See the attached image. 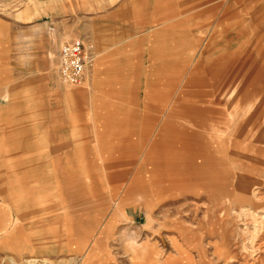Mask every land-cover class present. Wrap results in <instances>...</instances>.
Returning a JSON list of instances; mask_svg holds the SVG:
<instances>
[{"label":"rangeland","instance_id":"rangeland-1","mask_svg":"<svg viewBox=\"0 0 264 264\" xmlns=\"http://www.w3.org/2000/svg\"><path fill=\"white\" fill-rule=\"evenodd\" d=\"M112 1L99 2L98 11L111 8ZM156 1L135 5L134 11V37H150L149 50L162 53L151 62L149 84L166 88L163 94L167 99L159 108L151 103L156 115L151 135L159 130L162 117L157 114L168 110L174 97L183 95L181 101L191 106L194 129L202 125L200 109L204 108L207 126L230 143L228 150L215 147L212 154L218 164L227 163L229 169L205 180L215 198L212 192L191 183L179 188L182 160L177 156L170 165L174 170L170 168L165 178L160 176L167 169L166 159L150 158L149 179L135 181L136 211L116 228L100 227L98 221V243L90 246V253L74 258L63 245L54 251L26 253L25 259H19L14 250L0 249V264H264V0ZM77 11L78 5L63 0H0L3 113L9 101H14L7 99L14 89V65L27 77L43 66L59 78L58 49L78 37L67 36L77 28L72 17ZM177 68L178 75L168 77ZM63 84L71 90L88 87L87 81L80 86ZM149 84L128 85L127 90L135 96L137 130L133 125V140L140 135ZM100 90L114 93L121 86L112 84ZM116 102L104 101L110 111ZM26 103L29 107L31 100ZM102 103L99 100V113L104 109ZM0 130H5L4 122ZM154 144L136 143L140 155L147 156L154 151ZM158 146L164 147L163 143ZM183 155L198 162L203 151L191 145L184 148ZM38 230L52 234L48 226Z\"/></svg>","mask_w":264,"mask_h":264},{"label":"crops","instance_id":"crops-1","mask_svg":"<svg viewBox=\"0 0 264 264\" xmlns=\"http://www.w3.org/2000/svg\"><path fill=\"white\" fill-rule=\"evenodd\" d=\"M101 1L63 0L78 5L76 16H72L77 28L67 36L82 37L94 46L88 87L68 89L57 74L48 73L43 66L27 77L14 65V89L7 98L14 101H9L4 113L0 108V123H5V130H0V249L14 250L19 259L63 245L74 258L90 253V246L98 243V221L100 227L116 228L136 211L135 181L149 179L150 158L166 159L168 170L160 174L165 178L170 168L174 170L170 165L177 156L182 160L179 188L191 183L212 192L213 197L205 180L215 172L229 170L227 163L218 164L212 155L215 147L228 150L229 140L207 126L204 108L200 109L202 125L194 129L190 122L194 111L181 101L183 95L174 97L168 110L157 114L161 123L158 133L151 135L156 118L151 103L159 108L166 105L167 98L163 94L166 88L149 84L151 62L162 53L149 50L150 37H134L135 5L149 0H113L111 8L98 11ZM161 1L165 0L156 2ZM187 55L191 57L190 52ZM167 75L177 76L178 68ZM141 83L150 86L140 135L133 140L135 96L127 89ZM112 84H119L121 90L101 92ZM30 87L32 90H26ZM28 99L31 104L26 107ZM111 99L117 100L114 113L104 103ZM99 100L104 105L101 113ZM136 143H155V149L148 156L140 155ZM159 143H163L162 149ZM191 145L202 149V161L184 157V148ZM44 226L52 229L50 236L38 230Z\"/></svg>","mask_w":264,"mask_h":264},{"label":"built area","instance_id":"built-area-1","mask_svg":"<svg viewBox=\"0 0 264 264\" xmlns=\"http://www.w3.org/2000/svg\"><path fill=\"white\" fill-rule=\"evenodd\" d=\"M93 44L82 37L63 43L58 51V74L68 85L80 86L94 62Z\"/></svg>","mask_w":264,"mask_h":264},{"label":"bare ground","instance_id":"bare-ground-1","mask_svg":"<svg viewBox=\"0 0 264 264\" xmlns=\"http://www.w3.org/2000/svg\"><path fill=\"white\" fill-rule=\"evenodd\" d=\"M258 193H259V192H258ZM247 210H248V209H247ZM243 213H244V214H249V212H246V213H245L244 211H243ZM253 217H255V216H253ZM253 217H252L251 219H253ZM249 218H250V217H249ZM256 219H257V218H256ZM258 219H259V218H258ZM253 220H254V219H253ZM250 221H251V220H250ZM256 221H257V220H256ZM258 222H259V221H258ZM261 227H264V224H261ZM253 239H254V238H253ZM253 246H255V245H253ZM250 249H251V248H250ZM248 251H249V250H248ZM257 252H258V251H257ZM251 253H252V252H251ZM252 254H253V253H252ZM255 256H256V255H255ZM259 257H260V256H259ZM252 260H253V259H252ZM254 261H255V259H254ZM170 263H171V262H170Z\"/></svg>","mask_w":264,"mask_h":264}]
</instances>
